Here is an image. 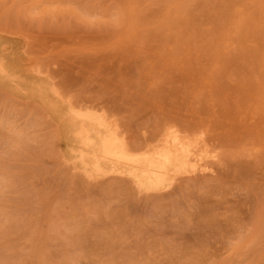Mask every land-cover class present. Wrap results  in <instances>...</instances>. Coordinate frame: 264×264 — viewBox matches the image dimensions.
Segmentation results:
<instances>
[{
  "label": "rangeland",
  "instance_id": "374dc122",
  "mask_svg": "<svg viewBox=\"0 0 264 264\" xmlns=\"http://www.w3.org/2000/svg\"><path fill=\"white\" fill-rule=\"evenodd\" d=\"M0 62V264H264V0H0Z\"/></svg>",
  "mask_w": 264,
  "mask_h": 264
},
{
  "label": "bare ground",
  "instance_id": "6f19581e",
  "mask_svg": "<svg viewBox=\"0 0 264 264\" xmlns=\"http://www.w3.org/2000/svg\"><path fill=\"white\" fill-rule=\"evenodd\" d=\"M49 71H50V69H49ZM13 72V71H12ZM11 72V69L9 68V67H5L4 66V64L2 63V62H0V74L1 75H3V77L5 76L7 79H11L12 81H14L15 83H17V84H22L21 83V79L17 76V74H14V73H12ZM49 73V72H48ZM4 80H5V78H4ZM59 83V82H58ZM57 87V86H56ZM38 88V87H37ZM58 89V88H57ZM66 89V88H65ZM72 89V88H71ZM69 90V89H68ZM4 93V92H3ZM30 95H32V94H30ZM67 95V94H66ZM73 96V95H72ZM43 97V96H42ZM39 98V97H38ZM46 98V97H45ZM78 98V97H77ZM75 101V100H74ZM32 102V101H31ZM74 103V102H73ZM72 103V104H73ZM79 104H81V103H79ZM32 105V104H31ZM53 105V104H52ZM76 105V104H75ZM35 106V105H34ZM79 106V105H78ZM33 108V107H32ZM38 108V107H37ZM77 108V107H76ZM97 108V107H96ZM41 109V108H40ZM81 109H82V107H81ZM88 109V108H87ZM86 109V110H87ZM83 110V109H82ZM94 114V113H93ZM72 116V115H71ZM47 117V116H46ZM79 117V116H78ZM101 118H103V117H101ZM49 119V118H48ZM52 120V119H51ZM101 120V119H100ZM72 121V120H71ZM49 122V121H48ZM101 122V121H100ZM99 122V123H100ZM53 123V122H52ZM89 123V122H88ZM81 124V123H80ZM104 124H106V123H104ZM100 126V125H99ZM97 127V126H96ZM99 128V127H98ZM108 130L109 129H107V132H108ZM56 131V130H55ZM95 131L96 130H93L92 128H90L89 126H76L75 125V129H74V137L77 139V140H79L80 142H82V144H89L91 141H92V139H93V137H95ZM117 135V134H116ZM98 136V135H97ZM110 137H111V135H110ZM116 137V136H115ZM100 139L101 138H99V141H100ZM169 139V138H168ZM105 141V143H106V145L104 146V148H102L101 149V154L102 153H104L106 156H107V154H109L110 156H114L115 158H120L121 159V153L122 152H120L121 151V149H119V147H118V145L116 144V142L113 140V139H110V138H108V139H105L104 140ZM121 141V140H120ZM165 141V140H164ZM77 143V142H76ZM140 143V142H139ZM168 143H169V141H168ZM130 145H132V144H130ZM139 145V144H138ZM137 145V146H138ZM144 145V144H143ZM163 145H164V143H163ZM169 145V144H168ZM97 147V146H96ZM140 147V146H139ZM126 147H124V150H128V149H125ZM145 148V147H144ZM157 148V147H156ZM163 148V147H162ZM161 148V149H162ZM154 149V148H153ZM166 149V148H165ZM168 149V148H167ZM132 150V149H131ZM154 150H156V151H158V150H160V149H154ZM153 150V151H154ZM153 151H151V152H153ZM156 151H154L155 153H156ZM166 151V150H165ZM171 151V150H170ZM87 152V151H86ZM149 152H150V150H149ZM159 152V151H158ZM155 153H153V155L155 154ZM161 153V152H160ZM162 153H163V151H162ZM169 153V152H168ZM171 153V152H170ZM124 154H126V153H124ZM149 154V153H148ZM148 154H146V155H148ZM150 154H152V153H150ZM150 154H149V156H150ZM164 154V153H163ZM172 154V153H171ZM129 155V154H128ZM158 155H159V153H158ZM160 155H162V154H160ZM159 155V156H160ZM170 155V154H169ZM168 155V156H169ZM109 156V157H110ZM145 156V155H144ZM143 156V157H144ZM132 157V156H131ZM138 157V156H137ZM142 157V156H141ZM142 157V158H143ZM152 159L153 158H155V157H152V155L150 156ZM161 157H164V155L163 156H161ZM107 158V157H106ZM130 158V157H129ZM141 158V159H142ZM171 158V157H170ZM170 158H169V160H170ZM107 159H109V158H107ZM119 159V160H120ZM123 159V158H122ZM121 159V160H122ZM132 159V158H131ZM134 160H135V157L133 158ZM132 159V160H133ZM156 159H160V158H158V156H157V158ZM156 159H153V160H155V161H157ZM127 160V159H126ZM128 160H130V159H128ZM137 160V159H136ZM143 160L145 161L146 160V158L144 159L143 158ZM148 160H149V158H148ZM162 160V159H161ZM161 160H158V162H159V164L160 163H162L163 161L165 162L166 160H162V162H161ZM139 161V160H138ZM144 161H142V162H144ZM116 162V161H115ZM134 162V161H133ZM132 162V163H133ZM164 162L162 163V167H164L163 165H164ZM147 163H148V161H147ZM136 164H138V163H136ZM143 164V163H142ZM146 164V163H145ZM144 164V165H145ZM156 164V162L154 163V165ZM159 164H156V165H159ZM166 164V163H165ZM112 165V164H111ZM143 165V166H144ZM148 165V164H147ZM153 165V166H154ZM150 166V165H149ZM148 166V167H149ZM168 166V165H167ZM157 167V166H156ZM160 167V166H159ZM161 168V167H160ZM159 169V168H158ZM161 170H163V169H161ZM134 171V170H133ZM129 172V171H128ZM138 172V171H137ZM145 172H147L146 171V168H145ZM152 174V172L151 171H149L148 170V174H149V176H148V178L150 177L151 178V174ZM154 172V171H153ZM131 173V172H130ZM158 173V172H157ZM156 172H154V174H153V176H157L156 174H157ZM133 174V173H132ZM159 174V173H158ZM160 175V174H159ZM152 176V177H153ZM126 178V177H125ZM126 179H128V178H126Z\"/></svg>",
  "mask_w": 264,
  "mask_h": 264
}]
</instances>
